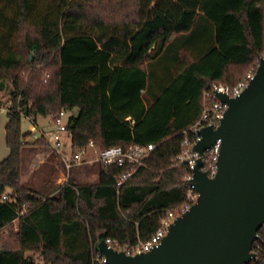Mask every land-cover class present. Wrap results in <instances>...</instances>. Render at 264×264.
Segmentation results:
<instances>
[{"label": "trees", "instance_id": "1", "mask_svg": "<svg viewBox=\"0 0 264 264\" xmlns=\"http://www.w3.org/2000/svg\"><path fill=\"white\" fill-rule=\"evenodd\" d=\"M263 50L264 0H0V86L12 88L0 264H37L34 256L93 264L100 237L121 246L146 241L185 199L189 172L176 158L203 92L235 86ZM74 110L64 131L70 155L90 141L99 149L152 144L145 167L120 187L127 166L98 162L88 167L94 182L79 180L82 165L65 185H24V151L51 145L23 134L21 119ZM201 171L210 176L213 162ZM258 237L249 264H264V230Z\"/></svg>", "mask_w": 264, "mask_h": 264}, {"label": "water", "instance_id": "2", "mask_svg": "<svg viewBox=\"0 0 264 264\" xmlns=\"http://www.w3.org/2000/svg\"><path fill=\"white\" fill-rule=\"evenodd\" d=\"M227 109L218 127L197 132L192 152L203 155L217 140L215 175L207 177L198 159L192 171L197 200L168 227L148 253L126 256L96 245L107 264H249L252 245L264 225V60L236 98L216 94Z\"/></svg>", "mask_w": 264, "mask_h": 264}, {"label": "built area", "instance_id": "3", "mask_svg": "<svg viewBox=\"0 0 264 264\" xmlns=\"http://www.w3.org/2000/svg\"><path fill=\"white\" fill-rule=\"evenodd\" d=\"M261 60H264V50L258 56L254 67L250 69L235 86H229L223 83H213L203 92L201 115L197 122L185 133V138L182 143V153L176 158L177 165L185 166L189 172L186 176L187 190L184 201L180 205L167 211L166 217L160 221L158 228L146 241H138L136 244L131 246H121L114 240L105 239V244L109 249L117 252H123L126 256H135L150 252L154 247H157L161 243L162 239L167 234L169 225L176 218L181 217L184 213H186L191 206L196 203L197 193L192 185V171L195 167L196 161L198 159H201L203 162L205 160L212 161L213 171L211 175L207 177H214L216 171L215 162L217 160L221 144L220 140H217L215 144L203 155H198L197 153L192 152L193 146L200 140L197 132L206 127H212L213 129L218 127L227 106L216 98V94L226 95L230 99L238 97L252 80ZM66 114L67 112L60 111L59 113L50 116L54 128L59 133L65 131L68 120ZM40 137L45 138L41 133L38 138ZM88 148L95 149L96 157L91 160H84L83 157L86 155ZM154 148L155 147L152 144H149L146 146L131 145L127 149H122L117 146L99 149L92 141H90L85 147L77 149L73 155L63 159L65 175L62 177L61 181H59L58 185L62 186L67 183L69 170L71 168L82 165H92L93 163L98 162L103 165L117 164L118 166H127V170L121 174L117 180L116 185L117 187H120L140 168L145 167V161L149 158ZM54 151L57 155H60V152L56 147H54ZM6 198V195H4L1 200L5 201ZM261 229L264 230V225L259 230ZM93 264H107V262L105 258L98 253L97 257L93 261Z\"/></svg>", "mask_w": 264, "mask_h": 264}, {"label": "rangeland", "instance_id": "4", "mask_svg": "<svg viewBox=\"0 0 264 264\" xmlns=\"http://www.w3.org/2000/svg\"><path fill=\"white\" fill-rule=\"evenodd\" d=\"M153 4L151 5V7ZM156 50L151 51V55H154ZM11 84L8 81H4L0 86V161L6 155H2V153H6L7 147L5 145V135H4V127L6 124V110L10 101V93H11ZM37 126L43 131H47V136L49 137L52 144H54L53 140L60 138L63 141L62 145L57 147L53 146L49 151H41L40 153H30L29 149L24 151L23 156V183L31 188L38 189L46 183H54V185H58L59 180L65 175L64 169L62 168L63 159H66L70 156V141L69 136L65 133H59L54 128L51 119L49 116L42 117L37 116ZM21 131L23 134L34 133V135L40 136V133L37 131V128L32 125L30 119L22 118L21 119ZM54 147H56L60 155H57L54 151ZM96 157L95 149L88 148L86 151V155L83 157L84 160H91ZM90 165H87V168H82L78 175V178L81 182H94L95 176L89 173ZM27 255H30L28 253ZM34 260L37 264H42L41 260L34 256Z\"/></svg>", "mask_w": 264, "mask_h": 264}, {"label": "crops", "instance_id": "5", "mask_svg": "<svg viewBox=\"0 0 264 264\" xmlns=\"http://www.w3.org/2000/svg\"><path fill=\"white\" fill-rule=\"evenodd\" d=\"M0 107H2V106H0ZM6 109H7V108H5V110H6ZM76 114H77V110H74V111L71 112V113H67V114H66V117H67V119H68L70 116H75ZM27 119H30L32 125H34V126L37 128V131L44 135V137L46 138V140L48 141V143L51 145V148H52L54 145H56L57 147H59L60 145H62L63 141L60 140V138H59V140H58V139L53 140L54 144H52V142L50 141L49 137H48L47 134H46L48 130H44V129H43V131H41V130L38 128V126H37V121H36V120H37V117L34 118V119H33V118H27ZM50 119H51V118H50ZM6 122H7V119H6ZM31 134H32V140L38 138V136L36 137V135H34V133H31ZM4 135H5V133H4ZM69 141H70V139H69ZM7 150H8V149H7ZM8 153H9V151H7L6 153H2L3 156L6 155V156H4V158H3L2 160H4V159L8 156ZM0 159H1V158H0ZM2 160H1V161H2ZM1 161H0V162H1ZM59 181H61V179H60Z\"/></svg>", "mask_w": 264, "mask_h": 264}]
</instances>
